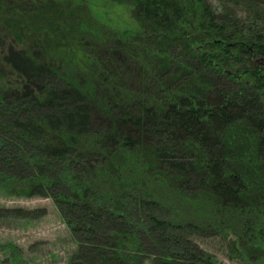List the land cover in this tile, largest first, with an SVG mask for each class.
<instances>
[{
	"label": "trees",
	"instance_id": "16d2710c",
	"mask_svg": "<svg viewBox=\"0 0 264 264\" xmlns=\"http://www.w3.org/2000/svg\"><path fill=\"white\" fill-rule=\"evenodd\" d=\"M6 39L0 190L51 199L70 264H264V0H0Z\"/></svg>",
	"mask_w": 264,
	"mask_h": 264
},
{
	"label": "rangeland",
	"instance_id": "374dc122",
	"mask_svg": "<svg viewBox=\"0 0 264 264\" xmlns=\"http://www.w3.org/2000/svg\"><path fill=\"white\" fill-rule=\"evenodd\" d=\"M100 19L106 25L114 23L108 13L104 18L100 16ZM0 53L4 57L0 59L4 69L15 66L30 75L32 65L22 57L24 52L20 46H15L9 39L3 40L0 42ZM17 80L21 81L10 77L9 82L15 85ZM63 103L62 100V105H57L59 110L56 111L63 117V121L70 124V120H79V115L67 109ZM40 208H44L46 212L36 220L19 219L9 213L12 209ZM203 246L221 264H243L237 259L229 258L228 245L217 238H204ZM10 248L22 255L20 264H70V258L76 252L77 245L51 199L39 194L13 196L0 190V264L9 262H6V259L9 260L7 249Z\"/></svg>",
	"mask_w": 264,
	"mask_h": 264
}]
</instances>
